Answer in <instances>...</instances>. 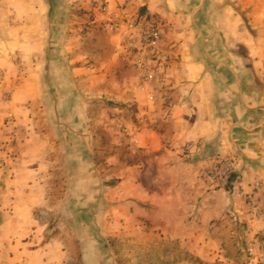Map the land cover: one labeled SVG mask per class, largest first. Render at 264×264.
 <instances>
[{
    "label": "crops",
    "instance_id": "1",
    "mask_svg": "<svg viewBox=\"0 0 264 264\" xmlns=\"http://www.w3.org/2000/svg\"><path fill=\"white\" fill-rule=\"evenodd\" d=\"M96 1L0 3V97L7 98L0 108V264H94L91 255L110 248V235L131 231L134 263L154 261L158 243L151 237L159 234L165 245L176 238L187 251L197 247L203 259H221V248L235 242L234 221L246 218L236 185L249 190L247 184L263 181L264 203V0H106L109 13L159 21L169 62L158 84H144L136 73L131 84H115L108 77L113 68H98L107 78L101 93L137 107L136 120L103 114L100 121L133 156H117V173L108 181L97 161L100 145L86 134L88 155L70 143L69 188L56 196L50 170L57 130L38 126L28 107L64 72L93 91L94 81L83 77L90 70L79 63L89 54L72 42L87 21L78 14L100 15ZM14 133L22 138L17 154ZM216 156L238 158L235 178L214 184L201 176ZM52 198L66 201L52 206ZM76 214L90 217L80 222ZM98 227L102 243L94 237Z\"/></svg>",
    "mask_w": 264,
    "mask_h": 264
},
{
    "label": "rangeland",
    "instance_id": "2",
    "mask_svg": "<svg viewBox=\"0 0 264 264\" xmlns=\"http://www.w3.org/2000/svg\"><path fill=\"white\" fill-rule=\"evenodd\" d=\"M96 3L99 5L100 3L108 4L109 2L106 0H98L95 2V7L97 5ZM95 11H87L82 12V14H78V16L81 17L84 13L87 21L84 22V24L77 23L78 25H81L82 28L79 29L80 34L77 38L73 39L72 42L77 46L78 50H83L89 54L84 56L79 63H83V65L90 70L88 73H85L83 77L88 80L91 78V80L94 81L92 87L93 91H91L90 86L84 87L87 84L86 82H82V86H80L79 83L76 86L72 84L70 82L69 72H64V76L61 78L63 81L59 79L52 80V77L49 79L48 75L47 78L49 80L47 81V86L42 87L43 94L38 98H34L36 100L30 102L28 107L29 112H31V114H35L31 115V117L34 116L35 119H37L38 123L36 124L38 126L44 130H46V127L50 129L54 126L57 130V133L55 132L53 134L54 140L57 142L59 147L56 151L57 162L55 169L50 170V172L55 175L57 181L55 186L56 196L62 195L63 197L69 188L66 182L68 175L71 173V170L68 167V164H70V161L68 160L70 143L74 144L72 149H76L79 154L82 153L84 156L88 155V149L86 145H83V137H85L86 134H93L96 143L100 145V149L96 153L97 158L99 159L97 161L101 163V166L105 167L104 173L107 174L105 177H108V181L114 180L113 178L115 177L113 176L117 173L115 168L118 164L116 161L117 156H121L122 159H130L133 156V149L131 146L127 143L129 148H121V144L118 143L119 140L116 137L117 135L107 130L105 125L100 121L102 120L101 115L103 114H109V116L113 119L125 116L129 120H136V113L138 112L137 107L131 100L123 102L105 97V93H101V86L103 81H106L107 78L105 71L98 68L105 69V66L108 65L113 68L115 72L108 77L110 81L115 84H120V82H128L131 84L135 79L134 73L137 75V69L133 66L132 57L129 55L130 50L127 46L123 47V40L118 35L114 34L110 28H108L104 21L105 18L98 15ZM111 15L118 18L123 16L137 18V20L143 22H156L160 27H162V24L159 21L148 15L128 13L116 15L114 11H112ZM91 32L93 33V36L90 35ZM130 70L133 71L131 72ZM160 78L161 76L159 79ZM159 79L156 81L157 84ZM116 88L118 87H115V89ZM164 89L165 88L163 87H157L158 91H162ZM8 91L9 89L6 92ZM4 97H6V94ZM2 99L7 98L0 97V108ZM9 121H11V119H9ZM6 122H8V120ZM23 127L26 128L25 125H21L19 128ZM57 127L61 129V135H57L59 134ZM18 130L17 132H20V130ZM0 134H2L1 131ZM1 136L2 135H0V137ZM21 139L22 138L18 135V133H14L13 142L15 154L20 153L22 150L20 142ZM223 158H233L238 161V158L235 156H216L214 160ZM111 167L113 169H111ZM204 168H202L201 171ZM238 168L239 161L237 169ZM237 169L229 178L220 182L226 183L231 177L235 178L234 175L237 173ZM220 182L213 183L215 184ZM255 182L247 184L252 185L249 190L252 189V191H254L253 188ZM260 182L263 183V181ZM236 188L241 192L242 196L243 190H240L237 185ZM262 188L263 185L261 188L255 190L258 198V205L262 209L261 216L257 219H252L248 213L247 204L243 199L246 209V218L234 221L236 225L234 227L235 231L232 233V238L235 239V242L229 246L221 248L220 254L223 255V258H219L215 261L203 259L197 255V247L190 246V251H187L186 248L181 246L180 241L176 238L173 239L172 246L170 242L168 245H165L166 243L161 240V236L159 234L162 233L163 235L164 232L160 231L158 232L159 235H152L151 237L158 243L157 247L154 248V261H152L151 264H264V203L261 198ZM246 190L248 191L247 188ZM61 201L63 202L66 200L62 198H52L51 205L57 206L61 203ZM62 208H65V205H63ZM50 217H53V220H55L57 215ZM84 217L89 218L90 216L77 214L74 216V218L79 219L78 221L80 222H82L80 219H84ZM116 218H118V215L115 216V219ZM53 220H51V223ZM80 233L82 232L80 231ZM93 233L95 239L102 243V232L100 228H94ZM130 233V235H123L122 237H120L121 234L110 235V248L104 249L99 246L98 250H95L98 251L97 254L94 252L93 255H91L93 263L142 264L134 263L133 260H131V256H128L133 252V248L130 243H128V240L133 238L134 232L131 231ZM123 238L126 239V241L123 240ZM79 250H81V246ZM102 251L104 252L103 254ZM103 256L104 258L111 256L113 258L115 257V261L109 262L107 259L105 260ZM76 264L81 263L78 262Z\"/></svg>",
    "mask_w": 264,
    "mask_h": 264
},
{
    "label": "built area",
    "instance_id": "3",
    "mask_svg": "<svg viewBox=\"0 0 264 264\" xmlns=\"http://www.w3.org/2000/svg\"><path fill=\"white\" fill-rule=\"evenodd\" d=\"M8 1L0 0V3L5 5ZM100 16L105 18L108 28L123 40V47L127 46L130 50L129 55L132 57L140 81L144 84L156 82L163 73V66L169 62V58L162 54L163 34L158 23L143 22L126 16L115 17L109 13L107 4L100 5ZM237 167L236 159H217L201 171V176L212 182H220L229 178ZM262 185V182L256 181L254 191L252 189L247 191L244 183L237 184V187L243 190L242 197L252 219H257L262 214L255 191Z\"/></svg>",
    "mask_w": 264,
    "mask_h": 264
},
{
    "label": "trees",
    "instance_id": "4",
    "mask_svg": "<svg viewBox=\"0 0 264 264\" xmlns=\"http://www.w3.org/2000/svg\"><path fill=\"white\" fill-rule=\"evenodd\" d=\"M84 214H82V216H83ZM87 216V215H86ZM84 219H87V217H84Z\"/></svg>",
    "mask_w": 264,
    "mask_h": 264
}]
</instances>
